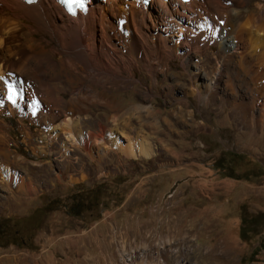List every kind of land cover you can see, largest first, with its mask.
<instances>
[{
	"label": "rangeland",
	"instance_id": "obj_1",
	"mask_svg": "<svg viewBox=\"0 0 264 264\" xmlns=\"http://www.w3.org/2000/svg\"><path fill=\"white\" fill-rule=\"evenodd\" d=\"M258 1L242 10L253 11ZM28 25L21 22L24 37ZM221 31L194 54L198 70L184 65L181 48L152 77L132 52L131 77L120 71L114 87L94 85L81 69L75 75L81 82L64 92L51 80L49 110L43 98L29 100V91L18 108L3 105L0 223L8 229L19 223L28 245L0 246V264H264V218L255 235L245 241L238 235L240 218L264 214V122L251 125L250 108L233 103L258 96L261 104L264 88L253 89L238 56L226 58ZM35 38L53 46L45 32ZM219 65L226 67L219 86L200 88ZM92 94L103 100H84ZM77 95L84 103L69 108ZM67 117L75 128L52 131ZM114 136L124 144L145 141L152 155L129 158L113 147ZM100 183L104 204L67 214L71 194L80 202Z\"/></svg>",
	"mask_w": 264,
	"mask_h": 264
},
{
	"label": "bare ground",
	"instance_id": "obj_2",
	"mask_svg": "<svg viewBox=\"0 0 264 264\" xmlns=\"http://www.w3.org/2000/svg\"><path fill=\"white\" fill-rule=\"evenodd\" d=\"M248 1L150 0L144 7L139 0H88L85 12L76 10L70 14L56 0H36L29 5L21 0H0V115L6 102L14 107L20 104L25 91H29L27 98L31 101L43 98L47 104L43 107L48 109V104L51 106L54 102L51 80L58 81L53 88L64 92L73 83L81 82L80 77H75L81 69L88 70L94 85L114 87L120 71L131 77L130 68L136 65L132 52L152 77L156 75L160 61L172 55L179 56L181 48L184 65L195 66L198 70L200 59L194 54L201 45L213 42L221 27L220 46L226 50V58L233 60L238 56L237 67L244 74H251L249 83L254 90H260L264 88V0L258 1L253 11H243ZM24 20L29 22L25 37L21 35ZM194 25L198 40L194 38ZM39 32H45L53 46L46 47L47 41L43 43L44 40L35 38ZM227 35L233 40L230 41ZM242 61L248 67H244ZM214 70L210 81L200 84V88L219 86L226 67L219 65ZM230 78L225 82L226 87L230 86ZM37 94L41 97L36 98ZM94 97L93 101L103 100L96 94L85 99L70 96L68 106L82 105L83 99ZM258 99L261 98L255 96L246 101L243 97L233 102L242 108H250L246 116L251 125L254 121L260 125L264 122V102L257 104ZM28 112L21 115L30 118ZM111 118L114 120L113 116ZM74 121L67 117L52 131L75 128L77 123ZM51 137L47 133L44 139L48 142ZM111 140L113 147L129 158L152 155V148L145 141L134 145L130 141L122 143L120 137L114 136Z\"/></svg>",
	"mask_w": 264,
	"mask_h": 264
},
{
	"label": "trees",
	"instance_id": "obj_3",
	"mask_svg": "<svg viewBox=\"0 0 264 264\" xmlns=\"http://www.w3.org/2000/svg\"><path fill=\"white\" fill-rule=\"evenodd\" d=\"M105 188H106L105 184H101V183L96 184L91 190H89V192H87L84 195L85 200L80 199L79 200L80 202H78L77 200H74V198L76 197L75 194H71L69 196L70 205L67 208L68 209L67 214H69L70 216L76 217L79 214L84 213V211L89 212V213L93 212L96 209V206H99L101 203L104 204V202H101V203L99 202V200H100L99 197ZM84 208H85V210H84ZM261 218H264V214H262V213L261 214L258 213L255 216H250L248 218H247V216L240 218V225H239V229H238L239 238L241 240L245 241L249 235H255L257 228L261 224V222H260ZM9 229H13V228H9ZM9 229L7 226L4 227L2 224L0 225V239H2L4 237V234ZM255 255H256V253L253 254L252 257H254Z\"/></svg>",
	"mask_w": 264,
	"mask_h": 264
},
{
	"label": "flooded vegetation",
	"instance_id": "obj_4",
	"mask_svg": "<svg viewBox=\"0 0 264 264\" xmlns=\"http://www.w3.org/2000/svg\"><path fill=\"white\" fill-rule=\"evenodd\" d=\"M18 221H22V220H17L16 222L18 223ZM18 225H17V228L12 229V231L8 230L4 234V237L0 239V246H4V247L16 246L17 242L22 246L28 245L27 243L28 239L26 237H23V235H21L22 231L18 229L19 228Z\"/></svg>",
	"mask_w": 264,
	"mask_h": 264
},
{
	"label": "snow or ice",
	"instance_id": "obj_5",
	"mask_svg": "<svg viewBox=\"0 0 264 264\" xmlns=\"http://www.w3.org/2000/svg\"><path fill=\"white\" fill-rule=\"evenodd\" d=\"M73 3H77L80 7H83L82 0H72ZM11 98V97H9Z\"/></svg>",
	"mask_w": 264,
	"mask_h": 264
}]
</instances>
